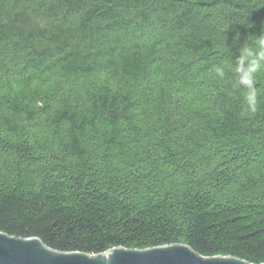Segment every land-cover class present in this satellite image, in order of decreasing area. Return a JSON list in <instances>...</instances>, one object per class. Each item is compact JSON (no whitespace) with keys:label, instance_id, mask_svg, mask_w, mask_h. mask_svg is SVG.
Instances as JSON below:
<instances>
[{"label":"trees","instance_id":"1","mask_svg":"<svg viewBox=\"0 0 264 264\" xmlns=\"http://www.w3.org/2000/svg\"><path fill=\"white\" fill-rule=\"evenodd\" d=\"M264 0H0V231L65 252L185 244L264 263Z\"/></svg>","mask_w":264,"mask_h":264},{"label":"water","instance_id":"2","mask_svg":"<svg viewBox=\"0 0 264 264\" xmlns=\"http://www.w3.org/2000/svg\"><path fill=\"white\" fill-rule=\"evenodd\" d=\"M110 256L109 260H105ZM0 264H252L231 256H202L185 244L144 249L109 248L97 254L65 252L37 237H16L0 231ZM264 264V263H262Z\"/></svg>","mask_w":264,"mask_h":264},{"label":"clouds","instance_id":"3","mask_svg":"<svg viewBox=\"0 0 264 264\" xmlns=\"http://www.w3.org/2000/svg\"><path fill=\"white\" fill-rule=\"evenodd\" d=\"M231 52V65L229 69L216 67L215 75L224 80L230 73L237 86L244 90V112L255 113L258 108L260 90L257 87L258 76L264 73V33H260L249 43L239 44ZM106 261L110 256L104 258Z\"/></svg>","mask_w":264,"mask_h":264}]
</instances>
